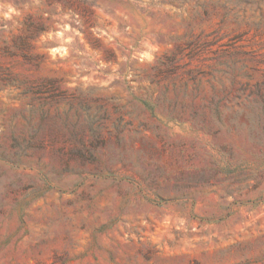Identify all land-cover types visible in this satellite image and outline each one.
Wrapping results in <instances>:
<instances>
[{
    "label": "rangeland",
    "instance_id": "obj_1",
    "mask_svg": "<svg viewBox=\"0 0 264 264\" xmlns=\"http://www.w3.org/2000/svg\"><path fill=\"white\" fill-rule=\"evenodd\" d=\"M0 264H264V0H0Z\"/></svg>",
    "mask_w": 264,
    "mask_h": 264
}]
</instances>
